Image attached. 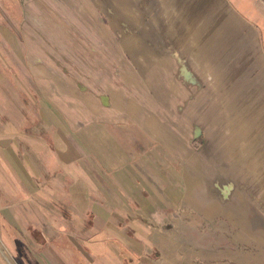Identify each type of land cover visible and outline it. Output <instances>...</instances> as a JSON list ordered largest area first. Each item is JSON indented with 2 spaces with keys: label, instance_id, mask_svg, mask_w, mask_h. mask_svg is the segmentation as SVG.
Instances as JSON below:
<instances>
[{
  "label": "crops",
  "instance_id": "crops-1",
  "mask_svg": "<svg viewBox=\"0 0 264 264\" xmlns=\"http://www.w3.org/2000/svg\"><path fill=\"white\" fill-rule=\"evenodd\" d=\"M243 1L23 0L27 18L0 0V68L33 75L0 89V264H206L200 230L226 211L195 140L244 131L218 101L264 102Z\"/></svg>",
  "mask_w": 264,
  "mask_h": 264
},
{
  "label": "rangeland",
  "instance_id": "rangeland-1",
  "mask_svg": "<svg viewBox=\"0 0 264 264\" xmlns=\"http://www.w3.org/2000/svg\"><path fill=\"white\" fill-rule=\"evenodd\" d=\"M239 3L236 2L237 9L235 10L240 13L244 11L241 9L244 6L246 9L245 12L247 14L250 13L246 16L256 27L262 29V33L259 32L258 35L256 34L253 38L254 42H250V45L252 46L254 44V47L257 48L258 44H260V47H262L261 49H263L264 0H244L243 5ZM22 7V14L28 18L27 7L23 0ZM251 9H254V13L250 11ZM26 22L27 20L22 21L23 26ZM122 39L123 38L116 37V44L118 46L121 45ZM26 41L27 39L22 35L21 44L23 46L27 44ZM82 55L83 54L79 52L70 54L74 59L79 57L86 66H90L92 62L88 58V53L84 54V56ZM5 58L6 60L13 61L12 55ZM20 59L22 63H24V61L28 62L27 52H22L20 54ZM261 63L263 64L261 66L264 67V57ZM0 66L4 65L1 64ZM261 71L262 69L257 68V63L252 62L250 68L247 70V77L252 79L253 75ZM228 72L229 74L233 73L230 69H228ZM0 76H4V81H2L0 85L1 91L5 93L4 100L8 95L13 94L14 88L18 90L17 85L13 84L14 77L21 76L22 82L24 83H28L29 76L33 77L28 68L18 70L7 67L5 69L0 68ZM235 86L234 84L230 87L234 88ZM20 87L21 98L27 103L24 91L27 93L28 91L24 89H27L29 85L21 84ZM215 105H218L219 113H225V108H227L230 110L229 114L232 113V110H240L243 107L245 109V118L242 123L244 131L233 133L224 129L223 131L213 132L212 141L216 142L222 139L226 141L224 143L225 147L222 149H206V146L208 148V145L205 143V140L208 141L207 134L202 133L195 140L197 150L199 153H202L203 156L206 155L207 158V156H211L209 155L210 152L214 154L212 155L215 158V160H212V171L213 176L217 178H214L215 182L212 181L214 186L211 187L208 182V178H210L209 169L211 167L210 165H206L208 167L206 173L207 181L203 182V186L206 185V189L209 190L215 188L216 191H213L219 192L218 198L215 200L219 202L222 201L220 207L226 211V213L214 214V227L212 229L206 228L200 230V234L204 232L207 234L206 240L208 242L206 245H201L202 248H206V254H208L206 264H209L208 262L211 260L209 255H212L213 258L210 264H236V258L240 257H242V264H264V149H253L254 131L260 128V132H264V128L262 127L264 126V102H252L250 100L237 102L229 100L218 101ZM229 116L232 118V115ZM260 132L257 133L256 144L263 138ZM260 146L263 147L264 144L262 146L260 143ZM259 151H261L260 156L258 155ZM259 159L261 160L260 165L259 162H257ZM219 160L221 161L215 162ZM203 176H205V174H203ZM221 221L224 223L222 224ZM219 226L223 227L221 228ZM200 234L197 235V238L201 236ZM197 261V263H199V260ZM202 264H205V262H202Z\"/></svg>",
  "mask_w": 264,
  "mask_h": 264
}]
</instances>
